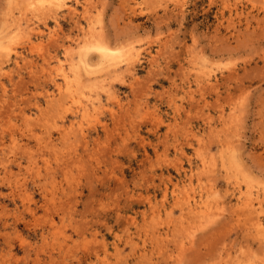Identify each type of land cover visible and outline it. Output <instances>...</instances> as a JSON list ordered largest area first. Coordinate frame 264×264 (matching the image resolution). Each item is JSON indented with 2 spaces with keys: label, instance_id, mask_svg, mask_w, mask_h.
Returning a JSON list of instances; mask_svg holds the SVG:
<instances>
[{
  "label": "rangeland",
  "instance_id": "rangeland-1",
  "mask_svg": "<svg viewBox=\"0 0 264 264\" xmlns=\"http://www.w3.org/2000/svg\"><path fill=\"white\" fill-rule=\"evenodd\" d=\"M67 1L77 6V13L71 14L67 8L60 10L59 14L46 12L47 15L44 13V19L39 22L40 29L34 30L33 26H27L25 20L26 17H34L31 12L24 16L25 19L20 27H16L17 24L13 21V18L16 20L20 15V9L24 8L22 2L15 5L10 3L11 0H0V35H3L0 38V45L16 42L13 46H17L26 57V60L21 61L19 65L16 58L9 60L1 56L3 52L0 50V97L2 96L0 107L4 111L3 113L0 110L2 113L0 115V264H156V262L157 264H264V239L263 242L261 241L264 233L258 234L253 227L254 220L259 217L264 219V208H261L263 212L261 213L258 207L260 204L258 201L261 199L264 201V0ZM30 14L31 16H28ZM11 25V28L8 27L10 29L8 32L6 27ZM16 28L17 32H15ZM84 28H87V31L89 29L92 31L93 28L92 35L90 31L85 33ZM11 31L13 35H18L15 40H13L14 36L11 37ZM30 37L36 46L34 48L29 42ZM100 38L102 42L105 41L112 47L118 45L123 47L124 51L134 48V52L138 50L139 54L133 56L138 58L135 64L134 61L133 65L131 64V69L124 67L123 71L120 69L116 73L110 69L108 71L104 65H99L102 69L104 67L103 70L97 68V65L94 69L97 68L104 73L100 71L97 78L89 77V74L84 75L86 70L81 69L84 84L102 86L109 82L114 87V93L116 92L115 95L110 96L109 93L100 90L103 105L97 109L95 115H92L95 118L90 116L84 120L78 106L72 104L67 96V99H63L66 100V106L63 101H58V106L54 105V101L48 96L55 91V82L52 79L58 76L57 79L60 81L58 71L60 65L64 64L65 69L69 70L72 60L77 62L80 48L84 50L83 43L96 42ZM38 43L41 44L40 47ZM78 43H81L82 47L77 46ZM29 45L33 49H30ZM43 45L46 48L42 47ZM37 48L39 49L33 52ZM42 48L46 50L41 51ZM138 48H141L140 51ZM92 51L87 55V59L97 62L100 58ZM28 59L31 61L28 62ZM43 60L45 61L42 62ZM48 66L53 67L52 70ZM36 67L40 70L37 71ZM194 71L196 74L199 73L201 78L198 76L196 79L197 75ZM202 71H210L212 75L214 74L211 84L210 82L207 84L208 78H203L205 74H201ZM30 74L32 77L34 75L35 79L28 76ZM21 77L24 83L20 80ZM87 77L90 79H85ZM13 79H17V82L20 80V84L13 82ZM15 87L17 90L14 92ZM22 87L23 90L19 89ZM20 90L21 92L18 93ZM29 94L32 96L28 97ZM15 98L20 100L17 101ZM56 100H59L58 96ZM11 101H14L13 105ZM61 102L64 104L63 107ZM67 105L70 107L68 108ZM44 106L56 110L51 111L52 114L56 112V115L50 116L51 118L55 116V122H51L54 119L47 117L50 122L45 128L50 125V130L48 127L46 130L41 125L44 123L41 120L46 121V114L50 112L44 109ZM125 106L127 109L124 108ZM62 108L63 112L59 111L58 114L57 111ZM65 108H68V111ZM8 109L12 112L5 114ZM228 113L232 114L230 117H236V120L240 116L236 121L237 127L234 123L235 118L229 119V115H226ZM117 115L120 120L117 119ZM219 117L224 118V121ZM33 119L37 122L35 126ZM184 119H187L188 123ZM50 123H54L55 127L59 126L53 127V130ZM77 123L80 126L75 129ZM91 123L93 126L90 125ZM222 123L231 127L230 133L227 127L225 128L228 133L226 132ZM26 126L33 131L28 130ZM175 126L182 130L179 131ZM68 128L75 130L71 131ZM80 128L84 129L82 136L80 135L81 139L78 135L77 143L76 141L72 143L76 139L73 136H77L74 135V131ZM63 130H65L64 134H62ZM198 137L201 141L197 140ZM71 138L74 139L71 141ZM39 143H43L44 146ZM84 146L87 147V152H84L86 149ZM93 147L99 153H95ZM219 148L222 153L219 152ZM232 149L237 150L238 154ZM181 151L185 155H181L179 153ZM216 153L218 155H215ZM96 154H99L98 157ZM201 154L209 160V163L212 165L215 163L214 166L219 165V167L215 169L208 164V167L204 168ZM230 154L232 158L229 157ZM54 155L56 159L53 158ZM81 156L83 160L84 157L86 158L87 161H84L88 162V165L91 160L90 169L87 170L88 166L82 164L84 161L79 163L82 161ZM219 157L226 160L217 161L215 158ZM213 158L215 162L212 161ZM233 158L235 162L232 161ZM42 159L44 161L47 159L49 165L44 164ZM237 159L239 163L236 162ZM173 162L176 163L174 166H172ZM228 163L230 170L226 168ZM75 164H80V167L76 168ZM239 164L242 167H239ZM82 167H84L83 172H81ZM205 170H209V174ZM79 171L81 174L78 173ZM192 171H194L193 183L190 185V181H186L188 178L186 175L191 174ZM201 171L205 172L199 174ZM64 175L66 180L63 178ZM94 175L98 177L95 178ZM205 175H209V179ZM212 175L215 176V180ZM243 176L247 181L242 180ZM16 177L17 180L14 179ZM206 178L210 182H207ZM52 183L54 185H51ZM249 186L251 188L255 186V189L252 188L251 192ZM61 190L64 192L62 193ZM187 193L196 199H200L201 196L209 197L207 200H210L212 205L218 204L219 208H222L218 211L220 215L216 216L217 209L211 205L210 212L217 219H212L210 225L208 223L205 225L206 228L196 231L195 241L188 242L183 248L179 240L188 232L182 230L183 226L179 218L184 216L181 205L183 198L188 196ZM216 194L222 195L223 198L220 196V199L215 196ZM248 200H255L254 203L258 208L256 213L260 212L259 216L246 207L244 202ZM174 201L178 203L175 204ZM245 210L249 213L247 214ZM221 214L224 216L222 217ZM149 216L151 219L154 217L152 221L159 225L153 226L154 223H151ZM164 216L171 218L170 222H166L169 226L166 225V220L162 219ZM251 216L257 219L253 220ZM157 217L158 220L161 219L158 221ZM186 221L188 222L187 219ZM243 223H247V227ZM153 227H155L154 233L161 236L155 237L151 232ZM171 227L172 230L176 228L173 231L178 229L179 233L173 232ZM171 234L177 235L174 236V240L171 239ZM156 240L158 243L161 241L162 247L165 248L160 244L158 246ZM166 248L169 252L165 251ZM226 250L230 251L229 254ZM168 256L171 258L168 259ZM149 257H152L151 260Z\"/></svg>",
  "mask_w": 264,
  "mask_h": 264
},
{
  "label": "bare ground",
  "instance_id": "bare-ground-1",
  "mask_svg": "<svg viewBox=\"0 0 264 264\" xmlns=\"http://www.w3.org/2000/svg\"><path fill=\"white\" fill-rule=\"evenodd\" d=\"M9 1V0H8ZM90 0H88L87 2H89ZM174 1V0H173ZM181 1H184V0H181ZM22 2V5L24 4V8H21L20 9V15L18 16V17H16V20H15V18H13V21L17 24L16 25V27L18 26V27H20L21 26V24L23 23V19H25V15H27L28 13H32V16L34 15V17H31V18H29V17H26L27 19H25L26 20V24H27V26H33V29L34 30H36V28H39L40 29V26H41V24L39 23V22H41L42 21V19H44V17H45V14H46V12H54V14H59V11L60 10H62V9H64V8H67L69 11H70V13L72 14V13H77L76 11H77V6H75L74 4H71V3H69L67 0H11V2L10 3H14L15 5L16 4H20ZM77 2H78V0H77ZM86 3V2H85ZM77 4V3H76ZM137 4H138V2H137ZM180 4V2L178 3V5ZM93 8H94V6H93ZM96 8V7H95ZM133 9V8H132ZM100 10H102V9H100ZM133 10H135V8L133 9ZM97 11H98V9H97ZM96 12V11H95ZM45 13V14H44ZM82 13V12H81ZM87 13H90V12H88L87 11ZM87 13H85L86 15H88ZM98 14H99V12H98ZM47 15V14H46ZM82 15V14H81ZM96 15V14H95ZM28 16H31V14L30 15H28ZM82 17V16H81ZM81 17H79V18H81ZM100 18H101V14H100ZM46 19V18H45ZM73 20V19H72ZM95 21H97L96 19H95ZM99 22V21H98ZM101 22H102V20H101ZM101 22H99L100 24H101ZM10 23H12V22H10ZM10 23L8 24V25H10ZM15 23H12V24H14L15 25ZM39 23V24H38ZM90 24H94L95 25V23H90ZM99 24V25H100ZM13 25V26H14ZM84 25V24H83ZM96 25H97V23H96ZM25 26V25H24ZM90 26V25H89ZM102 26H103V24H102ZM8 27L9 28H11L12 27V25L11 26H7L6 28H7V31L8 30H10V29H8ZM88 28V27H87ZM87 28H84L85 30V33H88L89 31H90V29H91V27H90V29H89V31H87L88 29ZM19 29V28H18ZM99 29V28H98ZM98 29H97V32H99L98 31ZM13 30H15V29H13ZM12 30V31H13ZM42 30V29H41ZM82 30H83V28H82ZM103 30V29H102ZM11 31V32H12ZM92 31H93V28H92ZM92 31H90L91 32V34L90 35H92ZM2 32H4V31H2ZM1 32V33H2ZM8 32H10V31H8ZM15 32H17V28H16V31ZM14 32V33H15ZM55 32V31H54ZM4 33H6V32H4ZM38 33H40V31L38 32ZM3 34V33H2ZM7 35H8V33H6ZM58 34V33H57ZM99 34V33H98ZM15 35H17V34H15ZM15 35H13V32H12V34H11V37L12 36H14L12 39L13 40H15L16 39V37H18V35L17 36H15ZM83 35V34H82ZM96 35V34H95ZM3 35H0V38L2 37ZM5 36V35H4ZM52 36V35H51ZM84 37V36H83ZM92 37V36H91ZM91 37H90V39H91ZM25 38V37H24ZM49 38H50V35H49ZM82 38V37H81ZM85 38H87V36L85 37ZM11 39V40H12ZM27 39V38H26ZM82 39H84V38H82ZM96 39V38H95ZM101 39L102 38H100V39H98V40H100V42L98 41V40H96V42H94V41H87L86 43H83V40H82V43L84 44L83 45V47H85L84 48V50H83V48H80L81 50L78 52V60H77V62H75V61H73L72 60V62L70 63V69L68 70V69H65V67H64V64H61L60 65V67L58 68V71H59V78H60V81L57 79V77L58 76H56V77H54L52 80L55 82V91L52 93V94H50L48 97H50L51 99L50 100H52V101H54V105H57L58 104V101L60 102V101H63L64 102V104H65V101L66 100H63V99H67V97L70 99V101L72 102V104H75V105H77L78 106V108H79V110L82 112V115L83 116H81V117H84V120H86V119H88V117H92V115L95 113V112H97L98 110L97 109H99L102 105H103V101H102V97L100 96V90H102V92H106V93H109L110 94V96L112 95H115V93H114V87H113V85L111 84V83H104L105 85H102V86H100V85H98V84H91V85H86V84H84V81L85 80H82V77H84L81 73H82V70L81 69H85L84 71H85V73L86 74H84V75H87V74H89V77L90 76H92L93 78L95 77V78H97L99 75H98V73H103V71H101V70H98L97 68L99 67L100 68V66L99 65H101V66H105L106 68L105 69H107L108 68V71H109V69L110 70H113V73H116L117 71H119L120 69H122V68H124V67H127V68H132L131 66L133 65V61H134V64H135V60H136V58H138V57H133V56H137V54H139V52H138V50L137 51H135L134 52V48H131V50H129V51H124V48L122 49L121 47H118V45H116V47H112V46H110V45H108V44H106L105 43V41H101ZM17 40H18V38H17ZM29 42L31 43V45L33 46V48H34V42L32 41L33 39H32V37H30L29 38ZM85 40H87V39H85ZM94 40V39H93ZM41 41V40H40ZM14 42V41H13ZM50 42H51V39H50ZM85 42V41H84ZM2 43V42H1ZM12 43V42H11ZM15 44H16V42H14ZM39 43H42V42H39ZM38 43V45H39V47H40V45L41 44H39ZM15 44H8L7 43V45H4V44H1L0 45V50L3 52V54H1V56H4V57H7L9 60L10 59H14V58H16L17 59V63L19 64V65H21L20 64V62L21 61H25L26 60V57H24V54L22 53V52H20L19 50H18V47L16 46H13V45H15ZM43 44H45V43H43ZM48 43H46V45H47ZM17 45H18V43H17ZM21 45V44H20ZM24 45V44H23ZM77 46H80V47H82V45H81V43H78V45ZM36 47V46H35ZM42 47H44V48H46V46H42ZM118 47V48H117ZM125 48H126V46H124ZM29 48L30 49H33L30 45H29ZM128 48V47H127ZM39 48H37V49H34V51L33 52H35V50H38ZM66 49H68L67 47H66ZM139 49V51H140V49L141 48H138ZM43 50V48L41 49V51ZM44 50H46V49H44ZM43 50V51H44ZM71 50H73V47L71 48ZM87 50V51H86ZM91 50H93L92 52H94V53H97L98 54V57L100 58V59H98V57H97V59H98V61L97 62H93V60L92 61H90V59L88 60L87 59V55L89 54V52L91 51ZM128 50V49H127ZM32 51V50H31ZM41 51H39V52H41ZM66 51V50H65ZM76 51V50H75ZM74 51V52H75ZM38 52V53H39ZM47 52V51H46ZM45 52V53H46ZM49 52V51H48ZM68 52V51H67ZM70 52V51H69ZM138 52V53H137ZM47 54V53H46ZM49 54H51V53H49ZM48 54V55H49ZM64 54V53H63ZM68 54V53H67ZM92 54V53H91ZM152 54V53H151ZM14 55H16V57H14ZM28 55V54H27ZM43 55V54H42ZM96 55V54H95ZM120 55H122V56H120ZM4 57H3V59H4ZM44 57V56H43ZM46 57H48L47 55H46ZM93 57H95V56H93ZM1 58V57H0ZM29 59L30 58H32V57H28ZM135 58V59H134ZM28 59V60H29ZM47 59V58H46ZM45 59V60H46ZM94 59V58H93ZM96 59V60H97ZM1 60V59H0ZM45 60H43L42 62H44ZM52 60V59H51ZM31 60H29L28 62H30ZM46 61H49V60H46ZM70 61V60H69ZM153 62V61H152ZM23 63V62H22ZM157 63V62H156ZM155 63V64H156ZM159 63V62H158ZM194 63V62H193ZM193 63H192V65H193ZM3 64H4V62H3ZM2 64V65H3ZM26 64V63H25ZM25 64H23V66L25 65ZM28 64V63H27ZM30 64H32V63H30ZM35 64H37V63H35ZM42 64V63H41ZM132 64V65H131ZM195 64V63H194ZM209 64V63H208ZM44 65V64H43ZM98 65V66H97ZM197 65V64H196ZM46 66H47V64H46ZM53 66V65H52ZM97 66V68L96 69H94V67H96ZM19 67V66H18ZM22 67V66H21ZM41 67V66H40ZM44 68H45V66H43ZM42 67V68H43ZM199 67V66H198ZM204 67V66H203ZM202 67V68H203ZM48 68L50 69L51 68V66H48ZM47 68V69H48ZM53 68V67H52ZM52 68L50 69V70H52ZM152 68H154V67H152ZM160 68V67H159ZM200 68V67H199ZM100 69H102V67L100 68ZM103 69H104V67H103ZM102 69V70H103ZM196 69V68H195ZM194 69V70H195ZM206 69H208V68H206ZM211 69H212V67H211ZM18 70V69H17ZM31 70V69H30ZM35 70V69H34ZM36 70L37 71H39L40 69H37V67H36ZM43 70H45V69H43ZM56 70V69H55ZM128 70V69H127ZM193 70V69H192ZM213 70V69H212ZM19 71V70H18ZM101 71V72H100ZM106 71V70H105ZM115 71V72H114ZM122 71H123V69H122ZM197 72H198V70H196ZM214 71V70H213ZM35 72V71H34ZM42 72V71H41ZM40 72V73H41ZM56 72V71H55ZM21 73V72H20ZM43 73H44V71H43ZM48 73H49V70H48ZM57 73V72H56ZM106 73V72H105ZM108 73V72H107ZM194 73H195V71H194ZM199 73H200V70H199ZM198 73V74H199ZM202 73H204L205 75H204V77L203 78H205V77H207L208 79V83L207 84H209V82H210V84H211V80H212V77L214 76V74L212 75V73L210 72V71H202L201 72V74ZM34 74V73H33ZM39 74V73H38ZM42 74V73H41ZM41 74H39V75H41ZM104 74V73H103ZM111 74V73H110ZM198 74H196L195 73V75H197V77H196V79L198 78V76L201 78V76L200 75H198ZM48 75V74H47ZM56 75V74H55ZM28 76H31V74L30 75H28ZM101 76V75H100ZM105 76V75H104ZM121 76V75H120ZM230 76V75H229ZM18 77H20V76H18ZM18 77H16V78H18ZM32 77V76H31ZM33 77H34V75H33ZM32 77V78H33ZM40 77V76H39ZM89 77H87V78H85V79H90ZM103 77V76H102ZM118 77H119V75H118ZM12 78H14V77H12ZM42 78V77H41ZM111 78H112V76H111ZM202 78V79H203ZM214 78V77H213ZM19 79V78H18ZM33 79H35V78H33ZM43 79H45V78H43ZM42 79V80H43ZM48 79V76H47V78H46V80ZM116 79H117V77H116ZM195 79V80H196ZM201 79V80H202ZM210 79V80H209ZM20 80H23V82L22 83H24L25 81H24V79H22V77H21V79ZM20 80H18L19 82H21ZM115 80V79H114ZM17 82V79L16 80H14L13 79V82ZM37 81V80H36ZM51 81V80H50ZM117 81V80H116ZM203 81V80H202ZM12 82V83H13ZM19 82H17L16 84H18ZM43 82V81H42ZM88 82V81H87ZM111 82V81H110ZM113 82V81H112ZM12 83H11V85H12ZM95 83V82H94ZM214 83V82H213ZM20 84V83H19ZM38 84H40V83H38ZM44 84V83H43ZM100 84V83H99ZM102 84V83H101ZM24 86H25V84H23ZM22 85V86H23ZM202 85V84H201ZM23 86V87H24ZM26 86H27V84H26ZM25 86V87H26ZM219 86V85H218ZM16 87H19V86H16ZM16 87H15V89H13L14 90V92L17 90L16 89ZM23 87L22 88H19V89H22L23 90ZM1 88V87H0ZM12 88H14L13 87V85H12ZM214 88V87H213ZM2 89H3V86H2ZM1 89V90H2ZM24 89H26V88H24ZM28 90V89H27ZM47 91V90H46ZM45 91V92H46ZM3 92V91H2ZM13 92V93H14ZM18 92V91H17ZM17 92H16V94H17ZM21 92V90L18 92V93H20ZM207 92V91H206ZM12 94V93H11ZM10 94V95H11ZM15 94V93H14ZM4 96V95H3ZM16 96V95H15ZM30 96H32V95H30L29 94V96L28 97H30ZM58 96V99L59 100H56V97ZM59 96H61L60 98H59ZM67 96V97H66ZM2 97V96H1ZM0 97V98H1ZM65 97V98H64ZM202 97V96H201ZM4 98V97H3ZM20 98V97H19ZM62 98V100H60ZM17 101H19L17 98H15ZM9 100V99H8ZM26 100V99H25ZM55 100L57 101V102H55ZM28 102H29V100H27ZM198 101V100H197ZM196 101V102H197ZM9 102H10V100H9ZM8 102V103H9ZM12 102H14V101H11V104H12ZM16 102V101H15ZM63 102H61V106L63 107L64 106V104H62ZM5 103L7 104V101H6V98H5ZM48 103V102H47ZM46 103V104H47ZM49 103H50V101H49ZM48 103V104H49ZM56 103V104H55ZM139 103V102H138ZM15 104V103H14ZM47 104V105H48ZM60 104V103H59ZM194 104V103H193ZM13 105V104H12ZM16 105V104H15ZM14 105V106H15ZM51 105H53V103L51 104ZM58 106V105H57ZM56 106V107H57ZM65 106H66V104H65ZM106 106V105H105ZM119 106V105H118ZM145 106V105H144ZM7 107H8V105H7ZM25 107V106H24ZM45 108L44 109H48L50 112L49 113H47V114H49L48 116H47V114L45 113L46 112V110H45V112L43 111V113H45L46 114V118L45 119H47V117L50 119L51 117V111L53 110V111H56V110H54L53 108H51L50 107V109H49V107H47L46 108V106H44ZM67 107H68V105H67ZM70 107V106H69ZM68 107V108H69ZM147 107V106H146ZM236 107V106H235ZM8 108H10V107H8ZM59 108V107H58ZM61 108V107H60ZM59 108V109H60ZM67 108V109H68ZM125 109H127L126 108V106L124 107ZM30 109V108H29ZM43 109V110H44ZM66 109V108H65ZM66 109V110H67ZM134 109V108H133ZM238 109V108H237ZM0 110H1V107H0ZM5 110H7V109H5ZM58 110V109H57ZM65 110V112L67 113V111ZM70 110V109H69ZM233 110V109H232ZM3 113H4V111L3 110H1ZM22 111V110H21ZM52 111V112H53ZM59 111H61V112H63V108H62V110H58L57 111V113L58 114H60L59 113ZM127 112L129 111V110H126ZM146 111V110H145ZM230 111V110H229ZM7 112H12V111H10V109H8V111H6V113L5 114H7ZM64 112V113H65ZM73 112V110L71 111V113ZM224 112V111H223ZM40 113V112H39ZM56 112H54V114H55ZM121 113L122 112H120L119 114L121 115ZM130 114H131V111L129 112ZM144 113V112H143ZM142 113V114H143ZM178 113V112H177ZM184 113V112H183ZM186 113V112H185ZM184 113V114H185ZM189 112H187V114H188ZM200 113H201V111H200ZM237 113V112H236ZM2 113L0 112V115H1ZM12 114V113H11ZM54 114H52V115H54ZM73 114V113H72ZM124 114V113H123ZM231 114V113H230ZM9 115H10V113H9ZM40 115H41V113H40ZM39 115V116H40ZM56 115V114H55ZM62 115V114H61ZM95 115V114H94ZM128 116H131V115H129V114H127ZM146 116H147V114H145ZM219 115L221 116V114H220V112H219ZM223 115V114H222ZM227 116L229 115V113L228 114H226ZM232 115V114H231ZM231 115H229V119L231 118V119H233V118H235V122L234 123H236V121H238V118L240 119V116L239 117H237V120H236V117H230ZM30 116V115H29ZM43 116H45V115H43ZM43 116H40V117H43ZM60 115H58V117H59ZM118 116V115H117ZM128 116H126V117H128ZM149 116V115H148ZM151 116V115H150ZM186 116V115H185ZM193 116V115H192ZM191 116V117H192ZM202 116V115H201ZM2 117V116H1ZM53 117V116H52ZM122 117V116H121ZM120 117V118H121ZM124 117V116H123ZM203 117V116H202ZM35 118V117H34ZM57 118V117H56ZM62 118V117H61ZM92 118H95V117H92ZM140 118V117H139ZM152 118V117H151ZM155 117H154V114H153V119H154ZM227 118V117H226ZM39 119H42V118H39ZM38 119V120H39ZM52 119H54L53 121H51V122H55V116L53 117V118H51V120ZM90 119V118H89ZM117 119H119V116H118V118ZM157 119H158V117H157ZM188 119V118H187ZM186 119V120H187ZM219 119H222V121H224L223 119L224 118H220L219 117ZM1 120V119H0ZM8 120V119H7ZM35 122V124L33 123V121H32V123H31V126L33 127V124H34V126L35 125H37L36 123V119H33ZM48 120V119H47ZM47 120L46 121H44V119L43 120H41V121H43L44 123L43 124H41L42 125V127L43 128H45V125H48L49 124V122H50V120H48V123H47ZM115 120H116V118H115ZM120 120V119H119ZM123 120H125L124 118L122 119V121ZM136 120V119H135ZM134 120V121H135ZM185 119H184V121H186ZM206 120V119H205ZM207 120H209L208 118H207ZM226 120V119H225ZM5 121H6V119H5ZM24 121H26V120H24ZM40 121V120H39ZM40 121V122H41ZM114 121V120H113ZM133 121V120H132ZM183 121V122H184ZM230 121V120H229ZM3 123H4V120L2 121ZM7 122V121H6ZM10 122V121H9ZM88 122V121H87ZM93 122V121H92ZM115 122V121H114ZM119 122V121H118ZM124 122V121H123ZM176 122V121H175ZM182 122V123H183ZM187 122V121H186ZM233 122V121H232ZM16 123V122H15ZM42 123V122H41ZM79 123V122H78ZM77 123V124H78ZM80 123H81V121H80ZM90 123V122H89ZM94 123V122H93ZM116 123H117V121H116ZM170 123H171V121H170ZM178 123V122H177ZM188 123V122H187ZM226 124H227V121L225 122ZM229 123V122H228ZM238 123V122H237ZM237 123H236V127H237ZM9 124V123H8ZM22 124V123H21ZM25 124V123H24ZM40 124V123H39ZM51 124V129H53V127H55L54 126V123H50ZM71 125H72V123H70ZM70 124H69V126L68 127H70ZM82 124V123H81ZM223 124V123H222ZM225 124V125H226ZM12 125V124H11ZM11 125H9V126H11ZM15 125V124H14ZM53 125V126H52ZM56 125V124H55ZM89 125V124H88ZM91 126H93V124L91 123L90 124ZM172 125V124H171ZM176 125V124H175ZM187 125V124H186ZM189 125V124H188ZM187 125V126H188ZM208 125H210L209 123H208ZM224 125V124H223ZM223 126L224 128L225 127H227V128H229V133H230V128L231 127H228L227 125L226 126ZM231 125H232V123H231ZM230 125V126H231ZM8 126V127H9ZM13 126V125H12ZM28 126V125H27ZM26 126V127H27ZM31 126H30V128H31ZM59 126V125H58ZM57 125H56V127H58ZM80 125L78 124V126L76 125V126H74L75 127V129H76V127H79ZM178 126V125H177ZM177 126H175V128H177L178 130H179V128L177 127ZM183 126V125H182ZM181 126V127H182ZM2 127H3V125H2ZM1 127V128H2ZM7 127V128H8ZM21 127L22 126H20L19 128L21 129ZM24 127V126H23ZM25 127V128H26ZM29 127V126H28ZM27 127V128H28ZM41 127V126H40ZM47 127L48 126H46V130H47ZM55 127V128H56ZM105 127H106V125H105ZM172 127H173V125H172ZM212 127V126H211ZM4 128V127H3ZM108 128V127H107ZM107 128H106V130H107ZM169 128V127H168ZM213 128V127H212ZM216 128V127H215ZM227 128H225V130H226V132L228 133V130H227ZM20 129H19V131H20ZM48 129L50 130V125H49V127H48ZM68 129H70L71 131L72 130H75L74 128L73 129H71V128H68ZM103 129H104V126H103ZM177 129H176V131H177ZM2 130V129H1ZM12 130V129H11ZM28 130H31V129H29L28 128ZM40 130H41V128H40ZM54 130V129H53ZM78 130H81V132L80 131H78ZM78 130H76V131H74V133H72V134H74V135H77V136H73V137H76V139L75 140H73V142L72 143H74V141H76V143H77V140H78V138L80 137V135L82 136V132H84V129L83 128H80V129H78ZM110 130V129H109ZM108 130V131H109ZM168 130V129H167ZM166 130V131H167ZM170 130V129H169ZM172 130V129H171ZM180 130H182V128L180 129ZM179 130V131H180ZM22 131H24V130H22ZM26 131V130H25ZM31 131H33V129L31 130ZM44 131V130H43ZM64 132L62 133V134H64L65 133V130H63ZM70 131V132H71ZM80 132V134H77L78 132ZM178 131V132H179ZM193 131V130H192ZM233 131H235V130H233ZM48 132V131H47ZM52 131H50V133H51ZM53 132H55V131H53ZM69 132V131H68ZM167 132H170V131H167ZM174 132V131H173ZM178 132H176V133H178ZM222 132V131H221ZM11 133H13V132H11ZM28 133H31V132H29L28 131ZM41 133V132H40ZM60 133V132H59ZM22 134L24 135V133L22 132ZM54 134V133H53ZM66 134H67V130H66ZM71 134V133H70ZM71 134V135H72ZM194 134H195V132H194ZM26 135V134H25ZM78 135H79V137H78ZM166 135H167V133H166ZM165 135V136H166ZM231 135V134H230ZM236 135H238V134H236ZM61 136V135H60ZM123 136V135H122ZM185 136H186V134H185ZM191 136H192V134H191ZM34 137V136H33ZM37 137V136H36ZM42 137V136H41ZM65 137H67V136H65ZM121 137V136H120ZM166 137H168V136H166ZM183 137H184V135H183ZM23 138V137H22ZM59 138V137H58ZM69 138V137H68ZM93 138V137H92ZM176 138V137H175ZM187 138V137H186ZM197 138V137H196ZM236 138V137H235ZM234 138V139H235ZM32 139V138H31ZM34 139V138H33ZM38 139V138H37ZM72 139H74V138H71V141H72ZM80 139H81V137H80ZM79 139V140H80ZM84 139V138H83ZM124 139V138H123ZM173 139H174V137H173ZM183 139V138H182ZM65 140V139H64ZM175 140V139H174ZM197 140H200L199 139V137H198V139ZM231 140V139H230ZM14 142H15V140H13ZM17 141V140H16ZM34 141H36V140H34ZM40 141V140H39ZM41 141H42V138H41ZM89 141V140H88ZM201 141V140H200ZM235 141H236V139H235ZM239 141V140H238ZM14 142H12L13 144H14ZM65 143H67L66 142V140L64 141ZM68 142H70V139H68ZM80 142V141H79ZM198 142V141H197ZM2 143H3V141H2ZM17 143H18V141H17ZM34 143V142H33ZM37 143H38V141H37ZM168 143V142H167ZM175 143H177V141L175 142ZM199 143V142H198ZM203 143V142H202ZM232 143V142H231ZM233 143L235 144V142L233 141ZM12 144V145H13ZM40 144V143H39ZM43 144V143H42ZM42 144H40V145H42ZM45 144V143H44ZM69 144V143H68ZM79 144V143H78ZM174 144V143H173ZM188 144H190V143H188ZM187 144V145H188ZM229 144V143H228ZM12 145H11V147H12ZM36 145V144H35ZM72 145V144H71ZM42 146H44V145H42ZM66 146H68L69 147V145H66ZM72 146H74V144L72 145ZM71 146V147H72ZM190 146H191V144H190ZM235 146V145H234ZM56 147V146H55ZM68 147L66 148V150H68ZM85 147V146H84ZM224 147V146H223ZM227 147V146H226ZM237 147V146H236ZM236 147H235V149H236ZM40 148V147H39ZM54 148V147H53ZM70 148V147H69ZM86 149L84 150V152H87V147H85ZM89 148V147H88ZM169 148V147H168ZM174 148V147H173ZM225 148V147H224ZM37 149H38V147H37ZM65 149V148H64ZM71 149V148H70ZM92 149H94V147L92 148ZM204 149V148H203ZM209 149V148H208ZM220 150H219V152H221L222 153V151H221V148H219ZM225 149H227V148H225ZM224 149V150H225ZM235 149H232L233 151H235V152H237V150H235ZM239 149V148H238ZM32 150V149H31ZM59 150V149H58ZM65 150V151H66ZM75 150V149H74ZM169 150V149H168ZM37 151H39V150H37ZM183 151H184V149H183ZM48 152H49V150H48ZM94 152L95 153H99L98 151L96 152L95 151V149H94ZM93 152V153H94ZM228 151L226 150V153H227ZM235 152H233L234 154H236ZM60 153H61V150H60ZM92 153V154H93ZM94 153V154H95ZM179 153H181V155H185V154H182L183 152L181 151V152H179ZM214 153V152H213ZM221 153H219V155H222V157L224 156L223 154H221ZM225 153V154H226ZM56 154V153H55ZM58 154V153H57ZM233 154V155H234ZM237 154H238V152H237ZM59 155V154H58ZM82 155V154H81ZM85 155V154H84ZM99 155V154H98ZM98 155L96 154V156L98 157ZM215 155H218L217 153L215 154ZM6 156V155H5ZM53 156V155H52ZM55 156L56 155H54V157L53 158H55ZM79 156H80V154H79ZM94 156V155H93ZM201 157H202V159H201V161L203 162V165H204V168H207L208 167V164H211V163H209V160L205 157V156H203L202 154L200 155ZM231 156V154L229 155V157ZM235 156V155H234ZM238 156V155H237ZM10 157V156H9ZM82 157V156H81ZM86 157H88L87 155H86ZM164 157V159H165V156H163ZM174 157H175V155H174ZM211 157H212V155H211ZM46 158V157H45ZM48 158V157H47ZM79 158V157H78ZM94 158V157H93ZM168 158V157H167ZM173 158V157H172ZM176 158H177V156H176ZM209 158H210V153H209ZM230 158H232V157H230ZM229 158V159H230ZM234 158H236V157H234ZM234 158L232 159V161H234L235 162V160H234ZM56 159V158H55ZM81 159V158H80ZM79 159V160H80ZM88 159V158H87ZM217 161L218 160H220V159H225L226 160V158H215ZM215 159L213 158V160L212 161H214L215 162ZM43 161H44V159H42ZM47 160V159H46ZM44 161L45 163L44 164H46V165H49L48 163H47V161ZM48 160H49V158H48ZM78 160V161H79ZM84 160H86V158L84 157ZM83 157H82V161L81 162H79V163H82L83 161ZM95 160V159H94ZM101 160V159H100ZM166 160V159H165ZM174 160V159H173ZM178 160V159H177ZM87 161V160H86ZM170 161V160H169ZM169 161H166V162H168V163H170ZM180 161V163H181V160H179ZM216 161V162H217ZM224 161V160H223ZM231 161V162H232ZM241 161V160H240ZM96 162V161H95ZM224 162H226V161H224ZM237 163H239L238 162V159H237V161H236ZM23 163V162H22ZM78 163V162H77ZM84 163H86L85 161L82 163L83 165H87L88 167H87V170H88V168L90 167L91 168V166H89V165H91V160H90V163H89V165L86 163V164H84ZM174 163L175 162H173L172 164V166H174ZM178 163V162H177ZM220 164H221V162H219ZM230 163V162H229ZM228 163V166L226 165V168H227V170L230 168V164ZM20 164V163H19ZM82 164H81V166H82ZM97 164V163H96ZM176 164V163H175ZM236 164V163H235ZM21 165V164H20ZM78 164H75L74 166L77 168H79L80 166V164L77 166ZM98 165V164H97ZM168 165V164H167ZM214 165H215V163H214ZM214 165H212L211 164V166H213L215 169L216 168H218L219 167V165H216V166H214ZM222 165V164H221ZM220 165V166H221ZM231 165H232V163H231ZM218 166V167H217ZM223 166H225V163H223ZM239 167H242V166H240V164L238 165ZM237 166V167H238ZM92 167H95L94 165H92ZM175 167H177V166H175ZM181 167V166H180ZM212 167V168H213ZM229 167V168H228ZM70 168V167H69ZM72 168H73V166H72ZM85 168H86V166H85ZM89 168V169H90ZM183 168V167H182ZM222 168V167H221ZM17 169V168H16ZM15 169V170H16ZM67 169V168H66ZM82 169H84V167H82L81 168V172H83L82 171ZM184 169V168H183ZM232 169V168H231ZM238 169H240V168H238ZM5 170H6V168H5ZM86 170V171H87ZM225 170V169H224ZM230 170V169H229ZM234 170H235V168H234ZM37 171V170H36ZM90 171H92V170H90ZM196 171V170H195ZM200 171V170H199ZM198 171V172H199ZM205 171H207L208 172V174H209V170H205ZM205 171H203V172H205ZM211 171H214V170H211ZM220 171V170H219ZM81 172L79 171L78 173H80L81 174ZM104 172V171H103ZM106 172V171H105ZM190 172V171H189ZM194 171H192V173L191 174H185L188 178H187V180L186 181H190V185H192V183H193V175H194V173H193ZM202 171L199 173V174H201V173H203ZM206 172V173H207ZM226 172V171H225ZM77 173V174H78ZM90 174H91V172H89ZM110 173V172H109ZM186 173V172H185ZM205 173V174H206ZM215 173V172H214ZM214 173H212V174H214ZM234 173V172H233ZM232 173V174H233ZM9 174V173H8ZM79 174V175H80ZM93 174H94V170H93ZM107 174V173H106ZM199 174H197L198 175V180H200V178H199ZM228 174V173H227ZM235 174H236V171H235ZM234 174V175H235ZM239 174V172L237 171V175ZM22 175V174H21ZM92 175V174H91ZM197 175H196V177H197ZM237 175H235V176H237ZM8 176V175H7ZM23 176V175H22ZM97 176V175H96ZM96 176L94 175V177L96 178ZM206 177H208L207 175H205ZM241 176H242V174H241ZM245 176V175H244ZM244 176L242 177V180H246V178L244 179ZM66 177H67V175H66ZM93 177V176H92ZM98 177V176H97ZM105 177V176H104ZM201 177V176H200ZM210 177V176H209ZM209 177H208V179H209ZM233 177V176H232ZM22 178V177H21ZM63 178H64V180H66L65 179V175L63 176ZM68 178V177H67ZM212 178H213V180H215V176L213 177V175H212ZM229 176H228V181H229ZM14 179H16L17 180V177L16 178H14ZM25 179V178H24ZM23 179V180H24ZM69 179V178H68ZM93 179V178H92ZM170 179V178H169ZM207 179V178H206ZM208 179H207V182H210V181H208ZM218 179V178H217ZM236 179H237V177H236ZM240 179V178H239ZM198 180L196 181V185H197V182H198ZM20 181V180H19ZM202 181H204L205 182V180H202ZM202 181H200V182H202ZM234 181H236V180H234ZM247 181V180H246ZM26 182V181H25ZM182 182V181H181ZM203 182V183H204ZM215 182V181H214ZM217 182V181H216ZM16 183V182H15ZM21 183V182H20ZM187 183V182H186ZM236 183V182H235ZM234 182H233V184H235ZM252 183V182H251ZM12 184H14V183H12ZM59 184V183H58ZM58 184L56 185V186H58ZM61 184V183H60ZM236 184H238V183H236ZM51 185H54V183H52ZM248 185V184H247ZM249 185H250V183H249ZM251 185H253V184H251ZM17 186V185H16ZM59 186H61V185H59ZM72 186V185H71ZM237 186H239V185H237ZM15 187V186H14ZM174 187H175V185L172 187V189L174 190ZM185 187H187V186H185ZM188 187H189V185H188ZM193 187V186H192ZM196 187V186H195ZM240 187V186H239ZM250 187V186H249ZM16 188V187H15ZM20 188H22V187H20ZM52 188H54L55 190H56V188L55 187H52ZM63 188V187H62ZM74 188H76V186L74 187ZM199 188H201V186L199 187ZM208 188H209V186H208ZM253 189H255V186L254 187H252ZM251 187H250V189L249 190H251V192H252V189ZM11 189V188H10ZM49 189V188H48ZM47 189V190H48ZM53 189V190H54ZM58 189V188H57ZM64 189V188H63ZM72 189V188H71ZM185 189V188H184ZM186 189H188V188H186ZM191 189V188H190ZM205 189V188H204ZM240 189V188H239ZM246 189V188H245ZM55 190H54V192H55ZM189 190V189H188ZM209 190V189H208ZM259 190V189H258ZM263 190V189H262ZM262 190H260L261 191V193H262ZM11 191V190H10ZM18 191V190H17ZM28 191V190H27ZM49 191V190H48ZM62 191V190H61ZM181 191H183V189L181 190ZM181 191H179L180 193H181ZM189 191H191V190H189ZM264 191V190H263ZM15 192V191H14ZM50 192V191H49ZM49 192H48V194H49ZM53 192V193H54ZM64 191H62V193H63ZM185 192H187V191H185ZM191 192H194V191H191ZM200 192V191H199ZM219 192H220V190H219ZM241 192V191H240ZM239 192V193H240ZM259 192V191H258ZM18 193V192H17ZM16 193V194H17ZM56 193V192H55ZM221 193V192H220ZM256 193V192H255ZM20 194V193H19ZM184 194V193H183ZM193 194V193H192ZM198 194V193H197ZM244 194H245V192H244ZM243 194V195H244ZM258 195H259V193H257ZM257 194H256V196H257ZM263 194V193H262ZM27 195V194H26ZM30 195V194H29ZM44 195V194H43ZM187 195L188 196H186L185 197V195H184V197L185 198H183V204L181 205V211H182V213H183V215L184 216H181L179 219L181 220V221H179L180 223H181V225L183 226V229L182 230H184V232H188V233H186V235L184 236V237H180L179 236V238H181L180 240H179V242H181V247H185L186 246V244L189 242H191L192 243V241L194 240V237H195V234H196V231H198L199 232V229L200 228H203V227H207V226H205L206 224H208L209 223V225H210V221L212 220V219H215V216L213 215V214H211V212H210V209H212L211 208V203H210V200H207V199H209V197H207V198H205V197H202L201 196V198L200 199H196L195 197H193L191 194H188L187 193ZM201 195V194H200ZM220 195V194H219ZM252 195V194H251ZM215 196H218L217 194L215 195ZM221 197H222V195H220ZM220 196H218L219 198H220ZM256 196H254V197H256ZM14 197V196H13ZM49 197H52V196H49ZM178 197V196H177ZM225 197V196H224ZM239 197V196H238ZM245 197V196H244ZM246 197H248V196H246ZM27 198V197H26ZM223 198V197H222ZM256 198H259V197H256ZM51 199H53V198H51ZM206 199V200H205ZM221 199V198H220ZM219 199V200H220ZM242 199V198H241ZM248 199H250V197L248 198ZM167 200V199H166ZM175 200V199H174ZM243 200V199H242ZM247 200V199H246ZM26 201V200H25ZM33 201V200H32ZM163 201V200H162ZM180 201H181V199H180ZM255 201V200H254ZM254 201H245L244 202V204L246 205V207L247 208H250V210H251V212L253 211H255L254 213H256V211H258L257 209L258 208H256V204L254 203ZM256 201H258V199L256 200ZM260 201H263L262 199L260 200ZM260 201H258L260 204H258L259 206L258 207H260V209L261 208H264V201L263 202H260ZM24 202V201H23ZM155 202V201H154ZM164 202V201H163ZM175 202V204H177L176 203V201H174ZM30 203V202H29ZM23 204V203H22ZM223 204H225V203H223ZM240 204H241V202H240ZM24 205V204H23ZM155 205V204H154ZM161 205H162V203H161ZM174 205V204H173ZM32 206V205H31ZM152 206V205H151ZM157 206V205H156ZM175 206V205H174ZM219 206L220 205H215L214 203H213V205H212V207L214 208H216L217 209V211H216V216H219L220 215V213L218 212V211H220V209L222 208V207H220L219 208ZM225 206V205H224ZM223 206V207H224ZM30 207V206H29ZM152 207H154V206H152ZM225 207H227V204H226V206ZM25 208H27V207H25ZM230 209L232 208V207H229ZM235 208V207H234ZM246 208V209H247ZM230 209H229V211L228 210H226V211H228V213L230 212ZM238 209H240L239 207H238ZM29 210V209H28ZM170 210V209H169ZM223 210H225V208L223 209ZM236 210H237V208H236ZM159 211H160V209H159ZM215 211V210H214ZM213 211V212H214ZM222 211V210H221ZM246 212H247V214L249 213L247 210H245ZM4 212V211H3ZM33 212V211H32ZM233 212V211H232ZM231 212V213H232ZM260 212L261 213H263L262 212V209L260 210ZM259 212V213H260ZM156 213V212H155ZM154 213V214H155ZM166 213V212H165ZM244 213V212H243ZM243 213H241V214H243ZM259 213H256V214H258V216L260 215ZM153 214V215H154ZM234 214V213H233ZM255 214V215H256ZM152 215V216H153ZM158 215V214H157ZM174 215V214H173ZM232 215V214H231ZM251 215V214H250ZM255 215H254V217H255ZM151 216V217H152ZM221 216L223 217L224 215L223 214H221ZM245 216V215H244ZM164 217H165V219H164ZM164 217H162V219L165 221V223L168 221V222H170L169 221V219L171 220V218H166V216H164ZM237 217V216H236ZM252 217V216H251ZM149 218H150V216H149ZM154 217H152V219H153ZM178 218H177V220H178ZM220 218V217H219ZM244 218H246V217H244ZM253 218V217H252ZM69 219V218H68ZM74 219V218H73ZM152 219L150 218L149 220H151V223L153 224V226H155V222L154 221H152ZM161 219V218H160ZM159 219V220H160ZM176 218L174 217V220H175ZM186 219L188 220V222L186 221ZM192 219V220H191ZM216 219H217V217H216ZM215 219V220H216ZM247 219V218H246ZM254 219H257V218H253V220ZM148 220V221H149ZM157 220H158V217H157ZM156 220V221H157ZM158 220V221H159ZM163 220L161 221V222H163ZM235 220L237 221V219L235 218ZM252 220V219H251ZM89 221V220H88ZM241 221V220H240ZM255 222H254V224H253V227H254V229L257 231V233L258 234H261L262 232L264 233V219H262V218H258L257 220H254ZM187 222V223H186ZM214 222V221H213ZM212 222V223H213ZM88 223V222H87ZM149 223H150V221H149ZM158 223H160V222H158ZM174 223V222H173ZM195 223H196V225H195ZM240 223H242V222H240ZM151 224V225H152ZM198 224V225H197ZM247 224V223H246ZM246 224H244L243 223V225L244 226H246L247 227V225ZM156 225H159V224H156ZM166 225H168L169 226V224L168 223H166ZM176 225H180V224H177L176 223ZM252 225V224H251ZM250 225V226H251ZM149 226V225H148ZM160 226H161V223H160ZM175 226V225H174ZM189 226V227H188ZM151 227V226H150ZM173 227V226H172ZM172 227H171V230H172ZM177 227H179V226H176V228ZM158 228V227H157ZM157 228H156V230H157ZM176 228H173V230L174 229H176ZM179 228H182V227H179ZM192 228V229H191ZM149 229V228H148ZM152 229V228H151ZM188 229V230H187ZM153 231H151V232H153L154 233V230H155V227H153V229H152ZM158 230H159V228H158ZM157 230V231H158ZM167 230H168V227H167ZM172 230V231H173ZM180 230V229H179ZM165 231V230H164ZM173 232H178L179 233V231H178V229L176 230V231H173ZM250 232H251V230H250ZM153 233H152V237L155 235V237H158L159 235L157 234H155L154 233V235H153ZM161 233V232H160ZM181 234V233H180ZM254 234H255V232H254ZM257 234V235H258ZM147 235V234H146ZM166 235V234H165ZM174 235V234H173ZM256 235V234H255ZM254 235V236H255ZM161 236V235H160ZM167 236V235H166ZM165 236V237H166ZM171 236H172V234H171ZM174 236H177V235H174ZM174 236H172V238L171 239H173L174 238ZM196 236H197V234H196ZM150 237V236H149ZM168 237H170V236H168ZM264 237V235L262 236V242H263V238ZM178 238V239H179ZM159 239V238H158ZM165 239H167V238H165ZM171 239H170V242H171ZM176 239V238H175ZM168 240H169V238H168ZM174 240V239H173ZM177 240V239H176ZM145 241V240H144ZM158 240H156V242H157ZM195 241V240H194ZM155 242V241H154ZM161 242V241H160ZM158 243L157 242V244H158V246H159V244L161 245V243ZM170 242H169V244H170ZM173 242V241H172ZM178 242V243H179ZM145 243V242H144ZM177 243V244H178ZM135 245H137L136 243H135ZM142 245H143V243H142ZM155 245V244H154ZM166 245V244H165ZM157 245H156V248L158 247ZM164 246V245H163ZM175 246H178V245H175ZM174 246V247H175ZM137 247V246H136ZM161 247H162V245H161ZM161 247H159V248H161ZM162 248H165V247H162ZM161 248V249H162ZM188 248H189V244H188ZM118 249V248H117ZM167 249V248H166ZM165 249V251H168V249L166 250ZM237 249V248H236ZM238 249H239V247H238ZM261 249H263V248H261ZM260 249V250H261ZM159 250V249H158ZM162 250H164V249H162ZM161 250V251H162ZM184 250V249H183ZM244 250V249H243ZM263 251V250H262ZM261 251V252H262ZM120 252V251H119ZM159 252H160V250H159ZM159 252H157V253H159ZM169 252V251H168ZM186 252V251H185ZM228 251L226 250V253H227ZM230 252V251H229ZM229 252H228V254H229ZM238 252V251H237ZM88 253V252H87ZM121 253V252H120ZM157 253H156V255H157ZM165 253V252H164ZM167 253V252H166ZM178 253V252H177ZM181 253V255H182V252H180ZM145 254V253H144ZM160 254V253H159ZM172 254H173V252H172ZM88 255H89V253H88ZM170 255H171V252H170ZM180 255V256H181ZM143 256V255H142ZM158 256V255H157ZM178 256H179V253H178ZM227 256V255H226ZM122 257V256H121ZM182 257V256H181ZM150 258V257H149ZM152 258V257H151ZM151 258L149 259V260H151ZM158 258V257H157ZM171 258V257H170ZM169 258V256H168V259H170ZM119 259V258H118ZM159 259V258H158ZM179 260V259H178ZM119 261V260H118ZM174 261V260H173ZM223 261V260H222ZM249 261V260H248ZM150 262V261H149ZM247 262V261H246ZM150 263H153V262H150ZM175 263V262H174ZM262 263H263V261H262ZM155 264V263H154ZM156 264H157V262H156ZM248 264V263H247ZM259 264V263H258Z\"/></svg>",
  "mask_w": 264,
  "mask_h": 264
}]
</instances>
